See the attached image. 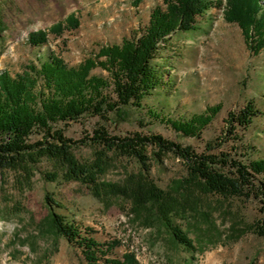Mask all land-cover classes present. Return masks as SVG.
I'll list each match as a JSON object with an SVG mask.
<instances>
[{
  "label": "rangeland",
  "instance_id": "rangeland-1",
  "mask_svg": "<svg viewBox=\"0 0 264 264\" xmlns=\"http://www.w3.org/2000/svg\"><path fill=\"white\" fill-rule=\"evenodd\" d=\"M157 6L165 7L163 0H144L138 8L131 0H0V72L15 76L51 55L76 67L97 58L102 47L140 37ZM71 15L79 21L76 30L60 37L49 34L40 47L29 44L31 34L49 33ZM196 26L194 32L175 33L161 47L155 62L168 60L171 68L163 70L172 79L147 96L141 108H126L116 119L87 115L59 125L75 142L73 159L91 172L94 183L69 177L67 162L41 154L18 167L0 169V264H88L81 248L56 234L47 194L61 207L55 211L84 235L89 233L101 245L117 242L111 257L129 253L139 264H264V239L253 233L260 218L256 201L206 194L171 155L159 162L149 150L146 172L137 160L86 141L103 126L112 136L159 134L198 154L229 152L231 142L210 152L206 145L216 143L228 113L252 101L261 115L248 129H239L238 147L247 154L245 162L264 157V52L254 56L239 26L227 23L218 6L197 17ZM92 74L111 81L103 68ZM112 89L110 85L106 94L114 99ZM218 104L221 111L199 137H184L152 116L155 111L158 117L186 121ZM40 139L36 133L31 141ZM150 188L186 204L184 219L177 218L175 225L189 233L195 252L175 243L145 203Z\"/></svg>",
  "mask_w": 264,
  "mask_h": 264
},
{
  "label": "trees",
  "instance_id": "trees-1",
  "mask_svg": "<svg viewBox=\"0 0 264 264\" xmlns=\"http://www.w3.org/2000/svg\"><path fill=\"white\" fill-rule=\"evenodd\" d=\"M143 1L131 0V4L138 8ZM163 3L165 7L157 6L151 11L140 37L124 39L121 45L102 47L97 58H89L76 67L51 55L44 61L38 59V64L26 65L15 76L7 71L0 72V169L18 167L41 154L67 162L69 177L94 183L91 172L73 159L71 150L75 142L65 136L59 125L76 122L87 115L102 120H109V115H113L116 119L126 108H141L147 96L172 79L163 70L171 68L168 60L155 62L161 55V47L177 32L196 31L197 17L216 6L223 9L227 23L239 26L245 44L254 56L264 52V0H163ZM78 27L77 17L71 15L64 23L54 25L49 33L31 34L28 42L33 47H40L48 42L49 34L60 37L65 31H74ZM102 57L104 60L100 61ZM97 67L107 71L111 81L93 75L92 70ZM110 85L114 99L106 94ZM221 109L220 104L208 107L186 121L158 117L155 111L152 116L184 137H199ZM260 115L252 101L239 112L228 113L222 133L216 143H207L206 151L231 142L229 152L198 154L190 146L159 134L112 136L103 126L94 130L93 136L86 141L104 152H117L137 160L146 172L150 171L149 150L159 162L171 155L182 161L192 183L206 194L256 201L260 218L254 223L253 233L264 239V157L245 162L243 158L247 154L240 152L238 147L241 141L239 129H248ZM36 133L41 139L32 142ZM148 193L149 199L145 203H150L175 243L195 252L189 233L175 225L177 218L184 219L186 204L181 200H170L158 188H150ZM45 201L56 234L81 248L88 264H139L133 254L127 253L122 258L109 256L118 246L117 242L101 245L89 233L80 232L74 222H68L58 214L55 208L61 207L50 194L45 196Z\"/></svg>",
  "mask_w": 264,
  "mask_h": 264
}]
</instances>
